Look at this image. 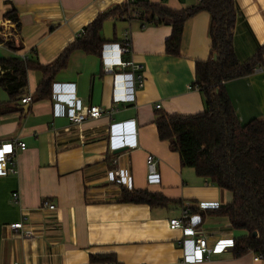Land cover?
Returning a JSON list of instances; mask_svg holds the SVG:
<instances>
[{"label":"crops","instance_id":"crops-1","mask_svg":"<svg viewBox=\"0 0 264 264\" xmlns=\"http://www.w3.org/2000/svg\"><path fill=\"white\" fill-rule=\"evenodd\" d=\"M127 1L0 0V21L12 9L19 14V22H14V49L0 46V59L24 55L29 61L52 66L85 27ZM147 1L175 11L199 2ZM235 7L234 48L238 59L247 62L264 45V0H235ZM210 24L206 12L189 19L180 56L170 57L165 45L171 26L150 24L140 16L105 21L102 37L107 44L121 42L130 30L128 60L142 66L145 87L131 104L113 101L117 82L104 67L102 54L81 51L74 52L56 76L50 99L34 101L42 79L39 71L28 72L25 93L15 102L0 86V142L18 139L26 144L17 156L18 175L0 171V264H91V255H114L118 264H184L186 260L189 264H264L254 260V253L234 255L233 243L245 233L234 230L227 217L206 218L198 237L169 226L184 207L192 211L226 206L234 199L231 192L183 167L179 154L159 139L155 125L158 112L189 116L205 111L202 92L192 86L195 64L211 57ZM225 88L242 123L264 120V66L251 76L226 83ZM27 97L31 102L23 104ZM91 106L103 110L101 118L72 124L73 114ZM131 120L136 121L139 147L110 152L111 125ZM113 155L119 157L117 167L128 174L125 184L111 174ZM149 155L159 160V184L148 183ZM122 184L129 190L162 194L172 204L151 208L118 203ZM15 193L18 203L13 201ZM45 201L56 209H43ZM15 224H22L32 237L14 233ZM198 238H205L213 249L208 258L198 251Z\"/></svg>","mask_w":264,"mask_h":264},{"label":"trees","instance_id":"trees-1","mask_svg":"<svg viewBox=\"0 0 264 264\" xmlns=\"http://www.w3.org/2000/svg\"><path fill=\"white\" fill-rule=\"evenodd\" d=\"M202 12L211 17V57L195 64L192 88L202 92L206 109L189 116L158 112L155 125L159 139L168 142L170 149L179 154L183 167L194 169L198 177L233 194V202L229 205L192 210L200 219L199 227L208 217H227L234 230L245 233L234 241V255L254 253L260 255L264 263V120L242 123L225 88L226 83L251 76L264 66V45L247 62L238 59L234 48L235 0H199L197 5L180 11L147 0H128L109 13L100 14L85 27L52 66L45 67L17 57L0 59L4 72L0 86L15 102L25 93L28 72L35 70L41 72L42 79L34 101L52 98L55 78L67 67L74 52L91 56L102 54L107 44L102 37L104 23L112 17L129 20L140 16L150 24L171 26L166 55L178 57L185 23ZM3 16L19 22L16 9ZM9 47L14 49L11 44ZM121 186L118 203L143 204L151 208H166L172 204L162 194ZM90 263L118 264L114 255H91Z\"/></svg>","mask_w":264,"mask_h":264},{"label":"built area","instance_id":"built-area-1","mask_svg":"<svg viewBox=\"0 0 264 264\" xmlns=\"http://www.w3.org/2000/svg\"><path fill=\"white\" fill-rule=\"evenodd\" d=\"M144 28V26H143ZM17 26L9 20L4 19L0 21V46H8L16 42ZM132 56V41L130 38V30L127 29L124 33V38L119 43L106 44L102 49V62L106 70L114 75L115 82H117L115 94L113 95V101L117 104H131L136 101V94L139 90L144 89L145 79L142 73V66L136 65L133 61L128 60ZM23 61H27L26 56L20 57ZM117 69V72L115 71ZM129 69L124 72L123 70ZM122 70V71H121ZM4 74L0 68V76ZM31 102V98L27 97L22 100L23 104ZM160 109V105L156 106ZM103 115V110L98 107H87L82 111L75 113L71 116V122L74 125H81L89 120H97ZM110 138V152L115 153L118 150H136L138 146L136 121L131 120L123 123L113 124L109 129ZM26 150V144L18 139H14L8 142H0V171L4 175H18V160L17 156L19 152ZM118 155H113L111 164L113 169L111 174L125 184L128 181V174L118 166ZM158 159L149 155L147 158V164L149 169L148 183L151 185L159 184L161 177L156 171V165ZM20 200L19 194H13L14 203H18ZM43 209L54 211L56 206L49 201H45L42 205ZM200 219L194 215L189 207H184L183 212L179 218L171 219L169 226L172 230H182L185 235L191 237H198ZM14 233L18 234L24 239L32 237L30 231L23 228L22 224H15L11 227ZM185 243L180 242L179 245L184 247ZM198 251L208 258L213 249L207 244L205 238H198L196 241ZM256 262H262L263 259L260 255H256L254 258ZM184 264H189L186 260Z\"/></svg>","mask_w":264,"mask_h":264},{"label":"water","instance_id":"water-1","mask_svg":"<svg viewBox=\"0 0 264 264\" xmlns=\"http://www.w3.org/2000/svg\"><path fill=\"white\" fill-rule=\"evenodd\" d=\"M113 9H115V7H112V8H110L109 10H107L106 13H109V12L112 11ZM24 110H25V113H26V112L28 111V107L25 106V107H24ZM125 150H127V148L124 149V150H118V151L115 152V154L121 153V152H123V151H125Z\"/></svg>","mask_w":264,"mask_h":264}]
</instances>
